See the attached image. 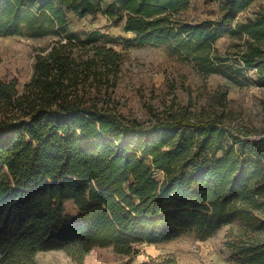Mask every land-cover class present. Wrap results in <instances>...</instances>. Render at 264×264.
<instances>
[{"label":"trees","instance_id":"1","mask_svg":"<svg viewBox=\"0 0 264 264\" xmlns=\"http://www.w3.org/2000/svg\"><path fill=\"white\" fill-rule=\"evenodd\" d=\"M254 1L223 0L217 19L190 21L191 0H0V35L53 38L23 90L0 77V264H39L56 249L83 264L95 246L130 254L140 241L206 239L238 218L264 230V139L187 107L151 125L127 119L98 97L122 53L70 17L101 12L134 33L126 47L163 46L199 73L264 87V9L237 20ZM226 34L244 35L242 50L221 52ZM236 254L264 264V238Z\"/></svg>","mask_w":264,"mask_h":264},{"label":"rangeland","instance_id":"2","mask_svg":"<svg viewBox=\"0 0 264 264\" xmlns=\"http://www.w3.org/2000/svg\"><path fill=\"white\" fill-rule=\"evenodd\" d=\"M222 1L191 0L181 15L190 21L217 19ZM260 9H264V0H255L237 20ZM70 17L73 29L83 37L87 31L98 29L111 39L100 43L122 53L116 84L107 93L102 90L98 97L110 99L111 105L127 119L151 125L169 112L187 107L196 114L219 117L233 130L264 132V87L253 83L240 87L221 74L199 73L192 62L179 59L163 46L126 47L123 40L132 38L134 33L125 31L123 22H113L101 12L84 17L71 13ZM52 40L50 36L31 37L25 28L17 34L0 35V77L15 80L23 90L33 75L38 48ZM244 40V35L226 34L215 45L223 53H236L242 50ZM157 177L162 179L163 174L158 173ZM67 209L73 210L71 201L67 202ZM257 236L264 238V230L249 228L244 219L238 218L206 239L190 232L159 243L140 241L130 254L119 253L113 246H95L83 264H238L239 244ZM36 257L39 264H76L59 249L39 251Z\"/></svg>","mask_w":264,"mask_h":264},{"label":"built area","instance_id":"3","mask_svg":"<svg viewBox=\"0 0 264 264\" xmlns=\"http://www.w3.org/2000/svg\"><path fill=\"white\" fill-rule=\"evenodd\" d=\"M242 133H245L241 130ZM250 138L252 139H264V132H261V133H251L249 135Z\"/></svg>","mask_w":264,"mask_h":264}]
</instances>
